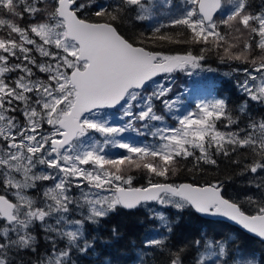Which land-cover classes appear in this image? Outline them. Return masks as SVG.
Returning a JSON list of instances; mask_svg holds the SVG:
<instances>
[{
	"label": "snow or ice",
	"instance_id": "1",
	"mask_svg": "<svg viewBox=\"0 0 264 264\" xmlns=\"http://www.w3.org/2000/svg\"><path fill=\"white\" fill-rule=\"evenodd\" d=\"M183 3L169 24L154 27L150 36L141 33L133 43L118 25L151 20L153 0H0V264H25L26 255L38 254L41 229L54 235H48L50 249L38 264H76L74 251L94 250L86 223L149 203L224 218L264 241V117L254 119L248 111L250 102L264 106V8L249 11V0ZM163 27L177 30L163 33ZM149 42L201 47L198 55L191 49L165 54L143 46ZM213 49L220 63L240 65L232 68L246 97L238 114L214 97L176 115L179 98L163 99L171 88L155 78L204 70L201 62ZM117 105L120 118H130L122 125L98 115ZM167 119L178 126L169 127ZM125 133L150 136L154 143L132 142ZM115 149L126 154H111ZM217 156L243 178V202L225 198L222 182L153 180L168 181L190 158L189 171L201 163L217 165ZM132 170L146 174L147 186H133ZM73 189H80L78 198L70 195ZM78 210L81 219L73 216ZM151 218L173 231L164 213ZM166 241L154 229L143 241L141 264H187L188 249L194 250L192 264H264V254L247 252L231 237L202 233L175 249ZM149 255L152 261L145 259Z\"/></svg>",
	"mask_w": 264,
	"mask_h": 264
},
{
	"label": "trees",
	"instance_id": "2",
	"mask_svg": "<svg viewBox=\"0 0 264 264\" xmlns=\"http://www.w3.org/2000/svg\"><path fill=\"white\" fill-rule=\"evenodd\" d=\"M104 2V0H100ZM264 8V0H249V11L258 12ZM92 20L97 18L92 16ZM21 26L27 23L18 20ZM169 23H165L167 25ZM119 30L126 38H129L133 43H138L136 37L141 33L145 36L152 34L153 28L146 26L143 21L131 20L125 21L118 25ZM177 29L171 27H163V33H173ZM4 35V33H0ZM149 50L160 51L165 54H183L185 51L191 49L194 54H199L201 45H185V44H168L162 43L159 46L152 43H145L143 45ZM205 61H209L211 66L219 60V56L215 49L205 53ZM177 73V72H176ZM173 73V74H176ZM237 83L232 78H221L215 84V93L219 98L227 101L229 110L233 115H237L239 108L245 101V97L236 88ZM249 103L248 111L254 119L264 117L263 109L259 106L252 107ZM243 118V117H242ZM217 165H208L201 163L198 169L189 171L193 167L191 158L188 161H181L178 165L179 171L175 176H172L168 181H163L162 178H153V180H161L168 183L187 182L195 185H205L217 182H222L224 186L225 198L243 202L244 195L247 191L245 186L241 183L242 177L236 174L234 166L230 164L227 158L222 156L215 157ZM134 176L133 186L142 187L147 186V178L140 173H132ZM251 194V192H248ZM243 208H247L246 203H242ZM154 211L162 212L172 221L173 231L168 233L165 229L160 228V221L153 219ZM74 218L78 216L73 215ZM113 229L118 235L113 234ZM154 229L167 236V243L175 249L176 247L184 246L194 238H199L202 233H207L210 237L223 238L231 237L235 239L239 245L247 252L256 253L257 257L264 254V243L255 238L241 232L237 228L219 220H211L199 217L191 209H185L183 212H177L171 207H163L159 204L152 203L143 205L133 210H124L118 208L116 212L110 213L106 218L99 221L98 224L85 225V235L90 240H95L94 250L90 249L88 254L81 255L73 252L72 259L76 264H141L140 256L143 247V241L152 234ZM48 235L42 229L37 232L38 239V254L30 253L24 257L25 264H38L42 257L47 256V250L50 249L51 242L47 238ZM59 246H63L64 242L57 240ZM189 260L187 264H192L191 256L194 254L193 249L187 250ZM146 260L152 261L154 258L149 255L145 257Z\"/></svg>",
	"mask_w": 264,
	"mask_h": 264
},
{
	"label": "rangeland",
	"instance_id": "3",
	"mask_svg": "<svg viewBox=\"0 0 264 264\" xmlns=\"http://www.w3.org/2000/svg\"><path fill=\"white\" fill-rule=\"evenodd\" d=\"M154 7L152 8V19L151 20H144L143 23L146 26L154 28L160 24L170 23L171 19L175 18L176 16L181 14V10L185 7L183 0H169L168 4L164 3V0H153ZM190 7V5H189ZM253 55H258V52H254ZM209 61H202L203 69H196L193 71L191 76L183 72H177L176 74H172L171 77H161L156 80L163 81L168 87L171 88V92L168 93L166 97L163 99H177L179 98V112L176 115H183L187 111H196L195 104L199 102L201 99H212V98H219L216 96L215 93V84L220 81L221 78H232L236 81L237 73L232 72V68L240 66L234 62L229 63H220V60L215 62L214 66L208 64ZM212 68L215 71L209 72L206 69ZM225 73H230V75H225ZM240 79H243L241 76ZM238 89V87H236ZM239 90V89H238ZM240 92V90H239ZM241 93V92H240ZM245 97V96H244ZM246 98V97H245ZM253 106H259L263 109L264 106L256 105L255 102H250ZM154 106L158 112H163V114L168 117L170 114L164 112V105L159 100H154ZM98 115L108 120L110 123L122 125L125 122L124 118L121 119V109L120 106L113 110H99ZM258 120V119H257ZM159 123V122H154ZM166 123L169 127L171 126H178L175 119H167ZM222 131H227L228 129L223 128L222 123L218 122L217 125ZM235 125L233 126V129ZM98 135V134H97ZM124 137L129 139L132 142H143L146 144L154 143V139L152 137H139L136 136L135 133H125ZM111 154L113 155H122L126 154L124 150L115 149L111 150ZM132 173H140L146 176L143 171L132 170ZM49 185L51 182H47ZM108 194V193H105ZM74 198H78L80 196V189H73L70 193ZM86 212V208L83 210ZM158 212V211H154ZM73 215L78 216L76 219H81L83 212L78 210ZM47 256H43L42 259H46ZM41 259V260H42ZM137 264V263H136Z\"/></svg>",
	"mask_w": 264,
	"mask_h": 264
},
{
	"label": "water",
	"instance_id": "4",
	"mask_svg": "<svg viewBox=\"0 0 264 264\" xmlns=\"http://www.w3.org/2000/svg\"><path fill=\"white\" fill-rule=\"evenodd\" d=\"M164 75H166V74H164ZM161 76H162V75H161ZM158 77H159V76H158ZM156 78H157V77H156ZM117 106H118V105H117ZM117 106H116V107H117ZM111 109H115V108H111ZM180 183H187V182H180ZM177 184H179V183H177ZM206 185H208V184H206ZM201 186H203V185H201ZM121 209H123V208H121ZM124 210H126V209H124ZM191 210H192V209H191ZM192 211L194 212V210H192ZM194 213H195V212H194ZM195 214L198 215L199 217H202V218H205V219H211V220H219V221H223V222H225V223H227V224H229V225H231V226L237 228V229L240 230L241 232H243V233H245V234H247V235H249V236L255 238L256 240H258V241H260V242H264V241H261L258 237H255L254 235L247 233L245 230L241 229L238 225H235L234 222L228 221V220H226V219H224V218L206 217V216H202V215H200V214H198V213H195Z\"/></svg>",
	"mask_w": 264,
	"mask_h": 264
}]
</instances>
